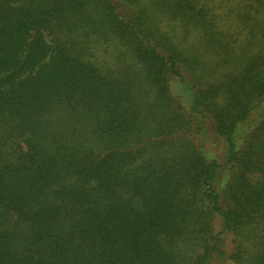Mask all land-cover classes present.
<instances>
[{"label":"trees","instance_id":"obj_1","mask_svg":"<svg viewBox=\"0 0 264 264\" xmlns=\"http://www.w3.org/2000/svg\"><path fill=\"white\" fill-rule=\"evenodd\" d=\"M253 1L239 54L204 4L151 1L200 35L212 69L138 0H0V264H264V116L236 141L264 103V0ZM77 29L117 39L145 83L72 56L59 40ZM205 120L223 165L196 144Z\"/></svg>","mask_w":264,"mask_h":264},{"label":"rangeland","instance_id":"obj_2","mask_svg":"<svg viewBox=\"0 0 264 264\" xmlns=\"http://www.w3.org/2000/svg\"><path fill=\"white\" fill-rule=\"evenodd\" d=\"M139 4L152 15L154 24L158 29L166 34L175 47L184 55H196L200 58L202 64L216 69L213 64L217 59L213 53L207 52L201 41L200 35L195 31L186 32L182 29L178 21L171 20L166 16L160 15L151 9L152 0H138ZM199 4H204L208 9L211 17L214 19L217 29L225 35V40L230 47L235 49L239 54L244 45L249 43V25L254 20L259 19L260 15L255 14L256 4L253 0H197ZM248 16V17H247ZM250 18L252 20L250 21ZM248 25V26H247ZM60 38L57 32L43 33V40L49 47H54L56 39ZM59 40L65 43L70 50V54L80 61L93 66L106 79H115L119 82H125L128 85L140 82L145 83L143 71L139 63L133 59L126 48L109 33L103 31L99 34L77 29L72 34ZM253 54L255 48L250 49ZM242 56V53L240 54ZM223 66L218 68V72L224 70ZM214 71V70H213ZM176 82V81H175ZM170 91L172 95H178V92H184L180 86L171 84ZM187 92V91H186ZM185 94V92H184ZM190 94L185 98V104H189ZM264 116V103L253 111L248 121L240 126V130L236 135L237 145L239 146L245 139L246 135L252 130L261 118ZM204 132L197 137L196 144L201 147L202 152L208 157L216 160L223 165L226 158V146L222 139L216 136L213 125L209 120L202 123ZM7 151V147H2ZM221 183L227 177L221 174ZM219 224H214V231L219 230ZM248 247V245H247ZM224 249L229 257L235 254V246L233 245V236L226 235L224 240ZM250 249V248H246ZM246 256L245 251L241 252ZM232 261V259H231ZM230 259L227 264H230ZM232 263V262H231Z\"/></svg>","mask_w":264,"mask_h":264}]
</instances>
